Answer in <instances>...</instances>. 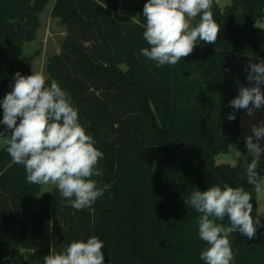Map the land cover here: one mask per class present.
I'll return each instance as SVG.
<instances>
[{
    "label": "trees",
    "instance_id": "16d2710c",
    "mask_svg": "<svg viewBox=\"0 0 264 264\" xmlns=\"http://www.w3.org/2000/svg\"><path fill=\"white\" fill-rule=\"evenodd\" d=\"M51 1L0 0V101L12 90L16 72L31 75L36 53L24 57L23 46L37 40ZM146 2L120 9V0H54L51 16L67 35L60 53L48 59L47 82L56 80L69 94L79 122L104 153L103 176L93 179L108 188L91 207H65L56 187L42 191L26 182L24 166L13 162L4 145L0 264H44L50 251L93 235L105 241L104 264H205L200 214L184 199L215 184L251 192L252 215H258L257 194L244 171L251 155L240 141L246 110L232 108L230 101L249 86V58L264 62V29L257 26L264 21V0H232L224 8L213 0L221 26L216 43L200 42L176 65L160 67L140 53L149 47L143 38ZM9 18L18 22L9 24ZM230 113L234 121L227 119ZM9 133L0 124V136ZM235 143L238 164H218L217 157ZM158 160L164 175L155 178ZM258 172L264 177V154ZM260 222L251 240L239 232L231 236L233 264H264Z\"/></svg>",
    "mask_w": 264,
    "mask_h": 264
},
{
    "label": "clouds",
    "instance_id": "9594fccd",
    "mask_svg": "<svg viewBox=\"0 0 264 264\" xmlns=\"http://www.w3.org/2000/svg\"><path fill=\"white\" fill-rule=\"evenodd\" d=\"M102 7H107L105 3ZM213 0H147L142 16L143 38L149 47L140 49L141 55L157 67L176 65L189 56L195 46L203 42L215 44L221 32L212 12ZM199 17L197 23L192 21ZM18 18H9L15 24ZM249 86H241L239 94L230 101L234 109L246 110L253 116L264 106V62L249 58L245 66ZM0 101L3 124L11 130L5 140L6 151L14 163L23 165L26 182L33 185H55L67 201L65 207L79 211L91 207L104 196L108 186H99L93 177L103 176L99 167L104 153L95 147L96 141L79 122L78 109L69 94L56 80L50 84L41 72L31 75L16 72L14 85ZM229 121L236 116L230 113ZM19 121V123H18ZM252 135L245 137L247 153L251 155L245 171L247 183L256 194L264 193V177L258 172L264 148V122L251 126ZM2 135V134H0ZM234 157L241 152L230 145ZM252 193L244 187L228 183L211 185L207 190H194L184 203L196 210L198 236L207 247L200 253L205 264H233L235 253L231 236L241 233L249 240L262 226L260 215L253 217ZM225 217L228 222L224 223ZM105 241L93 235L85 240H74L62 251L43 257L44 264H104Z\"/></svg>",
    "mask_w": 264,
    "mask_h": 264
},
{
    "label": "rangeland",
    "instance_id": "374dc122",
    "mask_svg": "<svg viewBox=\"0 0 264 264\" xmlns=\"http://www.w3.org/2000/svg\"><path fill=\"white\" fill-rule=\"evenodd\" d=\"M215 1H217L222 8L232 3V0ZM52 2L53 0L49 3V5L45 8L44 12L41 15V28L39 31V36L37 38V41L40 42V46L38 52L36 53L32 70L34 72L43 73L46 78V66L48 59L58 52V47H61L62 41L65 38H62L63 36L61 34L65 29V26L58 18L53 19L54 17H50ZM194 21H196V19L192 22ZM257 26L264 29V21L258 22ZM27 45L28 44L25 45V50L29 47ZM261 122H264V110H256L254 112V115L251 117L247 115L246 111H244L241 116L242 131L240 135V141H245L246 136L252 135L251 126L253 124L259 125ZM9 134L4 137L0 136V148L5 145V140L9 138ZM261 142L264 143V139H262ZM232 146L240 151L239 143H235ZM239 157H234L233 150L230 147L228 153L221 154V156L219 155L217 162L219 164H230L232 166H236L238 164ZM53 187H55V185H52L50 183L43 186L42 191L50 190ZM257 213L258 215H260V218L264 219V193H261L259 195L257 194Z\"/></svg>",
    "mask_w": 264,
    "mask_h": 264
},
{
    "label": "crops",
    "instance_id": "0c3cea01",
    "mask_svg": "<svg viewBox=\"0 0 264 264\" xmlns=\"http://www.w3.org/2000/svg\"><path fill=\"white\" fill-rule=\"evenodd\" d=\"M34 1V0H32ZM140 1L141 0H120V9L121 8H125V7H137L139 4H140ZM53 4H54V0L52 2V5H51V10L53 8ZM51 10H50V15H51ZM120 14L121 11L119 12ZM51 18H53L52 16H50ZM55 19V18H53ZM62 34V38H64L66 35H67V31H66V28L63 30V32L61 33ZM49 38V37H48ZM28 44L27 46H29L26 50H25V45ZM24 44L23 46V56L24 57H27V56H30V55H33L35 53L38 52V49H39V44L40 42L39 41H34V42H31V43H26ZM38 46V47H37ZM61 51V47H58V52L56 54H59ZM233 145V144H232ZM221 156V155H220ZM219 157V156H218ZM218 157L216 159V161H218ZM218 163V162H217ZM219 164V163H218Z\"/></svg>",
    "mask_w": 264,
    "mask_h": 264
},
{
    "label": "water",
    "instance_id": "95a60500",
    "mask_svg": "<svg viewBox=\"0 0 264 264\" xmlns=\"http://www.w3.org/2000/svg\"><path fill=\"white\" fill-rule=\"evenodd\" d=\"M164 175V171H163V168H162V163L160 160H158L156 163H155V166H154V173H153V176L155 178H158V177H161Z\"/></svg>",
    "mask_w": 264,
    "mask_h": 264
},
{
    "label": "built area",
    "instance_id": "2783aa9c",
    "mask_svg": "<svg viewBox=\"0 0 264 264\" xmlns=\"http://www.w3.org/2000/svg\"><path fill=\"white\" fill-rule=\"evenodd\" d=\"M261 147L264 148V143H261Z\"/></svg>",
    "mask_w": 264,
    "mask_h": 264
}]
</instances>
